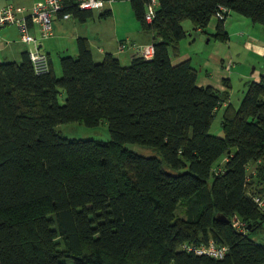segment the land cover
<instances>
[{"label":"trees","instance_id":"1","mask_svg":"<svg viewBox=\"0 0 264 264\" xmlns=\"http://www.w3.org/2000/svg\"><path fill=\"white\" fill-rule=\"evenodd\" d=\"M64 1L63 13L85 21L92 12ZM150 2L132 0L154 34L152 59L138 52L124 66L108 53L97 62L80 37L78 55L60 58L61 76L51 60L38 70L29 51L0 61V264H264V242L251 237L264 224L254 200L264 194V79L224 111L219 137L210 131L228 93L200 86L190 60L173 62L186 20L206 30L217 18L227 41L220 7L264 26V0H158L149 23ZM103 119L110 141L57 131ZM212 239L229 247L223 259L184 248Z\"/></svg>","mask_w":264,"mask_h":264},{"label":"crops","instance_id":"2","mask_svg":"<svg viewBox=\"0 0 264 264\" xmlns=\"http://www.w3.org/2000/svg\"><path fill=\"white\" fill-rule=\"evenodd\" d=\"M38 1L40 0H0V8L14 4L22 14L27 15ZM124 15L133 17V29L124 24L121 31L118 29V16ZM217 23L218 19L213 18L206 30L194 29V26L186 29L188 34L181 41V55L175 56L173 62L178 64L190 60L199 70L200 86L214 87L228 93L227 99L218 110L219 113L225 111L229 105L239 108L247 92L248 82L264 79V26L255 23L251 18L231 12L225 20L228 40L222 41L216 36ZM31 31L38 39L40 50L49 56L54 67L52 50H58L59 56L62 54L60 52L67 49L71 55H77V41L80 37L89 40L93 55L97 52L102 57L100 60H103L106 54L112 53L121 62L122 59H127V64H130L138 53L135 45L153 44L154 40V34L144 30L138 20L132 0H115L108 3L105 9L92 11L85 21L77 16L68 19L56 17L52 37L42 38L37 27H33ZM58 37L63 41L56 40ZM64 41H72V47H66ZM33 47L34 44L21 40L16 26L7 25L0 29L1 62H20L23 53ZM196 57L199 59L195 60ZM201 66L203 73L200 74ZM238 80L242 89L237 97H233L231 89Z\"/></svg>","mask_w":264,"mask_h":264},{"label":"built area","instance_id":"3","mask_svg":"<svg viewBox=\"0 0 264 264\" xmlns=\"http://www.w3.org/2000/svg\"><path fill=\"white\" fill-rule=\"evenodd\" d=\"M113 1L115 0H78L77 6L82 11L103 10L108 3ZM64 4V0H40L31 7L29 14L27 15L22 14L14 4H7L0 8V29L7 25H14L18 28L23 42L34 44V47L29 53L38 70L47 71L50 66V59L46 53H43L40 50L38 39L31 30L33 27H37L40 29L42 38L52 37L54 35V20L56 17H60L61 19L73 17L72 13H63ZM157 7L158 0H151L147 5L146 20L149 23L153 22ZM227 12V8L220 7L217 17L220 19H226L227 17L225 14ZM135 47L137 48L139 55L146 59H152L154 57V44H137ZM227 160L228 157H224L220 162V165L214 168L215 174H223L225 172L224 164ZM254 200L259 209L264 212V194H255ZM232 221L240 231H247V223L242 221L238 216H233ZM184 248L193 251L198 255H207L215 259H223L226 256L229 247L219 246L215 240L212 239L208 243H202L199 245H184Z\"/></svg>","mask_w":264,"mask_h":264},{"label":"rangeland","instance_id":"4","mask_svg":"<svg viewBox=\"0 0 264 264\" xmlns=\"http://www.w3.org/2000/svg\"><path fill=\"white\" fill-rule=\"evenodd\" d=\"M132 20H133V17H130L127 15H124L122 17L118 16V22H117L118 29L120 31L122 30V24L128 25L129 29H133ZM184 27L185 29H189V27H193L192 21L186 20L184 22ZM56 40L63 41L62 38L60 37L56 38ZM63 43L68 48H71L73 45L72 41H69V42L64 41ZM77 45H78V41H77ZM68 51L69 50L67 49V50H63L62 52H60L62 53L61 56H71V54ZM52 55H53V60H54L55 68H56V73L61 76L62 75L61 60H60L61 56H59L58 50H52ZM77 55H72V56H77ZM94 58L97 60V62H101L104 60V58L103 60H100L102 59V57H100V55L97 52L94 53ZM198 59L199 57L195 58V60H198ZM122 61L123 62L121 63L123 65H130L126 63L127 59H122ZM201 73H203L202 66L200 67V74ZM240 89H242V84L238 80L236 84L234 85V87L231 89L232 96L237 97L236 95L239 94ZM61 101L62 102L64 101L63 96L61 97ZM223 113L224 111L219 112L217 114L216 119L210 131L212 135L219 136V137L224 136V131L222 127ZM57 131L61 133L62 135H64L65 137H69V138L99 139V140H104V141H110L112 139L109 121L107 119H103L100 125H98L97 127L87 126L84 122L63 123L57 126ZM126 146L129 149L141 155L147 156V157L158 156V152L155 149L148 147V146H143V145L134 144V143H128L126 144ZM251 237L255 239L256 241L264 242V224L259 229L253 231L251 233ZM67 262L68 264H74V260H68Z\"/></svg>","mask_w":264,"mask_h":264},{"label":"bare ground","instance_id":"5","mask_svg":"<svg viewBox=\"0 0 264 264\" xmlns=\"http://www.w3.org/2000/svg\"><path fill=\"white\" fill-rule=\"evenodd\" d=\"M146 13H147V8H146Z\"/></svg>","mask_w":264,"mask_h":264},{"label":"water","instance_id":"6","mask_svg":"<svg viewBox=\"0 0 264 264\" xmlns=\"http://www.w3.org/2000/svg\"><path fill=\"white\" fill-rule=\"evenodd\" d=\"M218 217H220V216H218Z\"/></svg>","mask_w":264,"mask_h":264}]
</instances>
